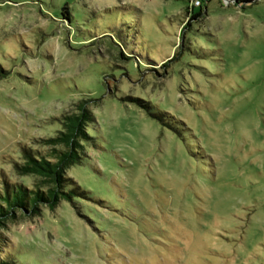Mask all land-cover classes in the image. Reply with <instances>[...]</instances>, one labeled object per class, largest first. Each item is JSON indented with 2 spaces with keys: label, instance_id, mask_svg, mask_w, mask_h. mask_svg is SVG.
<instances>
[{
  "label": "rangeland",
  "instance_id": "1",
  "mask_svg": "<svg viewBox=\"0 0 264 264\" xmlns=\"http://www.w3.org/2000/svg\"><path fill=\"white\" fill-rule=\"evenodd\" d=\"M199 1L0 0V190L95 118L84 194L5 222L0 259L264 264V0Z\"/></svg>",
  "mask_w": 264,
  "mask_h": 264
},
{
  "label": "trees",
  "instance_id": "2",
  "mask_svg": "<svg viewBox=\"0 0 264 264\" xmlns=\"http://www.w3.org/2000/svg\"><path fill=\"white\" fill-rule=\"evenodd\" d=\"M242 1L244 0H238L239 3ZM61 15L65 20L70 18L66 6L62 8ZM199 15L200 13L194 14L193 18ZM94 121L92 112L83 102L79 104L77 113L64 117L63 128L59 134L46 140L45 145L48 149L45 153L23 151L24 162L16 166L17 170L22 176L38 177L39 181L34 190L7 181L3 182L0 190V229L7 221L24 215L38 216L41 207L54 210L62 200L74 202L76 197L84 194L72 186L73 182L67 177L66 172L81 163L84 154L83 143L95 139L89 134L91 133L89 125ZM0 264L14 263L4 257L0 259Z\"/></svg>",
  "mask_w": 264,
  "mask_h": 264
},
{
  "label": "built area",
  "instance_id": "3",
  "mask_svg": "<svg viewBox=\"0 0 264 264\" xmlns=\"http://www.w3.org/2000/svg\"><path fill=\"white\" fill-rule=\"evenodd\" d=\"M193 1H196V3H197V4H199V3H200V1H199V0H193Z\"/></svg>",
  "mask_w": 264,
  "mask_h": 264
}]
</instances>
